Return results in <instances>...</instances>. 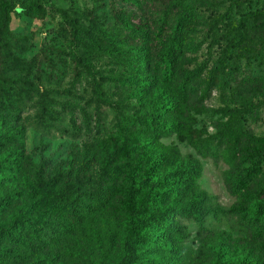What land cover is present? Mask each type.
Segmentation results:
<instances>
[{"label":"trees","instance_id":"16d2710c","mask_svg":"<svg viewBox=\"0 0 264 264\" xmlns=\"http://www.w3.org/2000/svg\"><path fill=\"white\" fill-rule=\"evenodd\" d=\"M17 1L0 0V130L34 110L36 127L51 130L67 119L71 135L88 137L92 145L68 171L47 170L49 162L22 174L24 153L7 148L0 136V187L17 175L24 184L19 193L0 196V264H53L42 252L68 246L76 237L77 244L94 242L102 252V259L91 257L87 264H185L179 245L189 233L183 222L203 225L206 196L197 186L201 161L161 143L173 136L228 167L227 187L259 246L255 257L238 262L220 257L214 264H264V137L244 118L218 125L220 135L200 142L193 113L195 100H208L220 85L244 104L246 114L254 113L250 100L264 101V7L238 21L229 15L211 20L206 42L221 55L199 65L194 55L200 45L193 39L210 0H113L134 12L114 10L113 26L105 29L95 18L82 25L65 16L64 38L74 50L72 61L90 77V98L71 90L74 102L58 103L39 82L65 61L19 56L24 46L12 35V14L42 8ZM100 58H108L115 70L98 72L93 61ZM243 61L257 63L259 74L252 68L240 74ZM112 87L125 90L128 101L111 100ZM106 111L114 115L110 128ZM226 112L238 114L237 108Z\"/></svg>","mask_w":264,"mask_h":264},{"label":"rangeland","instance_id":"374dc122","mask_svg":"<svg viewBox=\"0 0 264 264\" xmlns=\"http://www.w3.org/2000/svg\"><path fill=\"white\" fill-rule=\"evenodd\" d=\"M210 2L209 7H206L204 26L199 27L200 29L195 33L196 36L193 39L194 46L200 45L199 53L194 55L197 65L216 60L221 55L217 46L211 50L208 47L211 41L206 42V39L210 40L212 34L210 32L211 20L216 16H220L221 20L223 16L229 15L230 20L238 21L242 15L264 7V0H210ZM25 3L26 5H38L42 9L34 10L30 14L25 12L12 14V35L24 46V52L19 56L31 60L43 54L55 62H58V58L64 60L65 64L58 65L53 77L47 78L49 76L47 74L45 79L39 82V86L42 90H48L58 103L74 102L71 90L88 100L90 98L87 93V91L89 92L90 77L71 59V53L74 50L70 42L64 38L69 30L65 16L70 21L77 19L82 25L89 24V21L95 18L100 27L105 29L113 26L112 13L114 10L127 9L131 12L134 10L122 2L113 0H18L17 6ZM63 11L66 14H63ZM219 26L222 27V25ZM93 62L97 71L104 72L105 75L115 70L108 58H100L99 61L96 59ZM255 64L250 67L243 61L239 65V73H248L252 68V72L256 76L260 69L258 64ZM46 72H49L47 67ZM111 76L113 77L114 73ZM228 93L220 85L208 100L203 102H200L199 99L195 100V103L199 104L193 112L196 118L195 135L197 140L208 142L220 135L218 125L231 126L244 118L248 128L256 136L264 137L263 99L253 98L250 100L254 113L246 114L244 104L230 95L228 96ZM110 96L111 100L115 102H126L129 99L126 91L118 87L111 88ZM227 107L237 108L238 114L228 115ZM35 114L34 110L25 111L16 122L0 130L1 138L7 143L6 147L24 153V158L21 161L22 174H31L32 170L34 171L35 168H40L44 163L49 162L52 163V166L47 170L61 167L68 171L76 157L78 159L82 157L86 146L92 145V139L71 135L67 119L56 123L51 130L36 127L34 124ZM113 118L114 115L106 111L108 128L111 127ZM161 143L167 147H177L182 156H193L202 164V175L197 186L198 190L206 196L202 205L207 213L203 225L196 222H183L189 233L188 239L180 242L179 245L184 263L214 264L220 257L231 262H238L243 258L257 256L259 246L251 240L248 234L250 225L247 223L249 220H246V223L242 221L241 208L227 187L224 171L228 167L224 163L216 164L210 158L204 159L198 155L190 143L181 142L177 136L163 139ZM3 166L0 164V168ZM16 178L17 181H8L10 183L7 187H0V196L14 192L19 193L23 190L24 184L20 181L21 175H17ZM261 183H264V177ZM115 224L117 223L114 222L112 225ZM76 239L77 237L75 241H69L68 246L49 247L42 254L54 258L53 264H87L91 257L102 259V252L94 242L85 241V244L82 245L77 244ZM79 242L83 243L84 241L79 240ZM107 253L109 258L114 254L113 251Z\"/></svg>","mask_w":264,"mask_h":264}]
</instances>
